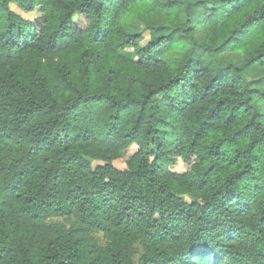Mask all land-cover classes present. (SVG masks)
<instances>
[{
  "label": "trees",
  "instance_id": "16d2710c",
  "mask_svg": "<svg viewBox=\"0 0 264 264\" xmlns=\"http://www.w3.org/2000/svg\"><path fill=\"white\" fill-rule=\"evenodd\" d=\"M0 264H264V0H0Z\"/></svg>",
  "mask_w": 264,
  "mask_h": 264
},
{
  "label": "rangeland",
  "instance_id": "374dc122",
  "mask_svg": "<svg viewBox=\"0 0 264 264\" xmlns=\"http://www.w3.org/2000/svg\"><path fill=\"white\" fill-rule=\"evenodd\" d=\"M130 31L132 33H141L143 36H144V39L145 40H148L149 39V36H148V33H146L144 31V26L143 25H135L133 26ZM157 57H160L161 55L160 54H156ZM228 59H233V60H239V57L236 56V55H226ZM166 58L167 59H170V60H176V59H179L180 58V54L179 53H170L168 55H166ZM259 71L258 70H254L253 73L251 74L250 78L251 79V83L253 86H258L257 84L259 83L258 80H259V76L260 74L258 73ZM137 150V147L135 145H133L132 147H130L126 153H125V157L122 159V160H118L116 162H114V166L118 169H123L124 168V161L126 159H128L133 153H135ZM188 169V165L184 162H182L180 159L177 160L176 164L172 167V170L177 172V173H182L184 171H186Z\"/></svg>",
  "mask_w": 264,
  "mask_h": 264
}]
</instances>
